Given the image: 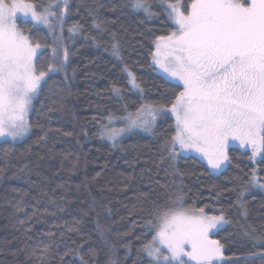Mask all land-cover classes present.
I'll return each instance as SVG.
<instances>
[{
    "label": "trees",
    "instance_id": "obj_1",
    "mask_svg": "<svg viewBox=\"0 0 264 264\" xmlns=\"http://www.w3.org/2000/svg\"><path fill=\"white\" fill-rule=\"evenodd\" d=\"M31 2L39 8L57 0ZM147 2L151 17L130 0H68L62 36L59 22L51 34L17 20L40 44L37 71L49 74L32 104L30 135L0 142V264H149L142 248L154 233L146 224L177 195L185 207L226 220L214 234L224 254L217 264H264V191L251 185L255 172L264 182V156L255 165L250 150L232 146L220 173L193 155L172 162L164 151L175 134L171 115L115 147L97 134L109 114L126 115L124 105L127 113L142 104L170 107L183 90L154 68L152 52L157 37L175 30L165 6L187 9L191 0ZM74 25L82 30L70 39ZM113 35L122 59L112 55ZM62 45L69 66L51 72ZM128 72L142 92L130 87Z\"/></svg>",
    "mask_w": 264,
    "mask_h": 264
},
{
    "label": "snow or ice",
    "instance_id": "obj_2",
    "mask_svg": "<svg viewBox=\"0 0 264 264\" xmlns=\"http://www.w3.org/2000/svg\"><path fill=\"white\" fill-rule=\"evenodd\" d=\"M68 7V0L39 8L31 0H0V137L17 140L29 132L26 117L47 75L36 74L34 58L40 44H33L17 20L22 16L21 23L49 28L59 22L62 36ZM130 7L153 15L147 0H130ZM165 8L175 30L156 38L152 64L183 90L170 108L142 104L135 113H127L124 105L126 115L109 114L97 134L115 147L125 135L151 132L157 117L171 115L175 134L164 151L172 162L194 151L212 171L221 170L229 162L230 141L250 145L253 158L264 155V0H191L187 9L179 4ZM81 30L79 25L70 28V39ZM110 47L112 55L122 59L114 35ZM53 59L51 72L67 69L69 49L62 45ZM127 75L130 87L142 92L134 74ZM112 91L122 100L118 86ZM117 123L123 126L117 128ZM252 183L264 188L255 177ZM151 215L146 227L154 235L142 248L149 264H217L222 245L210 234L226 223L223 215L208 216L203 208L185 207L181 195L168 207L154 208ZM259 258L264 261V253Z\"/></svg>",
    "mask_w": 264,
    "mask_h": 264
},
{
    "label": "rangeland",
    "instance_id": "obj_3",
    "mask_svg": "<svg viewBox=\"0 0 264 264\" xmlns=\"http://www.w3.org/2000/svg\"><path fill=\"white\" fill-rule=\"evenodd\" d=\"M171 4H179L180 6H182L181 2H176V3H171ZM35 5H36V4H35ZM36 6H37V5H36ZM20 18H23V17L21 16ZM17 24H18V22H17ZM40 26L47 28L51 34H55V24H54V21L52 22V27H51V28H49L47 25H40ZM24 34H25V33H24ZM25 35H26V34H25ZM26 36H27V35H26ZM40 51H41L40 48L37 49L36 56H35V58H34L35 71H36V74H37V75H39V72H38L37 69H36V58H37V55L39 54ZM45 73H46V72H45ZM160 73H161V72H160ZM48 74H49V73H47V75L41 80L40 87H41V85L43 84L44 80L47 78ZM162 74H163V73H162ZM163 75H164V74H163ZM136 82H137V81H136ZM140 88H141V87H140ZM39 90H40V88H39ZM39 90H38V92H39ZM37 95H38V94H37ZM37 95H36V97H37ZM36 97H34L33 102H34V100H35ZM33 102H32V104H33ZM153 106H155V105H153ZM169 108H170V107H169ZM31 109H32V108H31ZM31 109L29 110V112H28V114H27V117H26V119H27L29 125H30L29 117H30ZM161 117H162V116L157 117L156 124H157V122L161 119ZM173 117H174V116H173ZM174 119H175V118H174ZM122 126H123V125H122V124H119V123L115 124V127H117V128L122 127ZM155 126H156V125H155ZM141 131H142V130H141ZM30 132H31V129L29 130V132H28L23 138H21V139H17V140H12L10 137H9V138H3V137H0V142H1V141H4V140H10V141H15V142L23 141V140H25V139L30 135ZM143 132H144V131H143ZM145 133L149 134V133H152V131H151V132H145ZM232 146H238V147H240V148H242V149H244V150H250V151H251V146H250V145L242 146V145L239 143V141H230V142H229V145H228V147H227V154H228V156H229V148L232 147ZM178 151H179V150H178ZM191 155L196 156V157H199L201 160H203L204 162H206L204 159H202V158L200 157V155H199L198 153H196V152H194V151H192V152H185V153H183L181 156H191ZM181 156H180V157H181ZM251 156H252V160H253V162L255 163V165H257L258 162L263 158L264 155H261V154L258 153V154L253 158L252 151H251ZM180 157H178L176 160H178ZM228 164H229V162L227 163V166H226V167H223L221 170H218V171H212V170H211V171L214 172V173H220V172L224 171V170L228 167ZM253 177L256 178V180L258 181V184H259V185H264V182H262V181L260 180V178H259V176L257 175L256 172L253 174ZM253 177H252V180H253ZM251 185H253V186H252L253 189H260V190H263V191H264V188L259 187L258 185H254L252 182H251ZM205 214H206V213H205ZM206 215H208V214H206ZM208 216H211V215H208ZM225 221H226V220H225ZM226 224H227V223H224L223 227H224ZM223 227H221V228H223ZM221 228H219V229H221ZM216 232H217V231L214 230L213 233L210 234V238L213 239V240H217V241H218V239L214 236V234H215ZM146 255H147V254H146ZM165 255H167V252H166V251H165ZM147 257H148V256H147ZM223 257H224V254H223V247H222V249H221V257H220V259H219L218 261L222 260ZM148 258H149V257H148ZM149 260H150V258H149Z\"/></svg>",
    "mask_w": 264,
    "mask_h": 264
}]
</instances>
